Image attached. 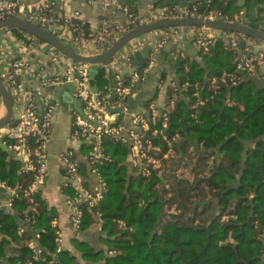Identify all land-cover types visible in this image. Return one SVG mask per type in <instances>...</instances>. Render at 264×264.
Wrapping results in <instances>:
<instances>
[{"label":"trees","instance_id":"1","mask_svg":"<svg viewBox=\"0 0 264 264\" xmlns=\"http://www.w3.org/2000/svg\"><path fill=\"white\" fill-rule=\"evenodd\" d=\"M258 1L248 0L246 11L236 0H212L208 5L202 0L199 5L204 13L221 9L232 18L235 13L246 17L257 13L260 24L262 10L255 12ZM200 56L211 74L220 77L235 69L238 53L219 38L207 51L201 49ZM186 64L181 71L183 81L190 84L186 96L191 103L180 98L168 112L169 133L185 137L182 145H174L179 161L171 157L165 170L144 177L130 169L128 146L104 137V158L96 167L106 190L96 204L82 203L79 229L86 230L99 219L108 251L74 239L85 264H264V89L244 75L238 85H221L214 92L210 84L202 83L206 70L196 62ZM94 81L109 84L104 67L97 70ZM196 83L203 98L209 97L203 105H197L194 97ZM227 95L234 105H225ZM117 100L118 96L111 101ZM164 112L160 111L158 122ZM82 147L92 151L91 145ZM23 165L0 148V181L18 190L13 212L0 206L1 264H81L60 246L52 226L54 213L43 191L25 195L36 171L22 172ZM33 210L36 217L26 222ZM35 234L39 252L31 246Z\"/></svg>","mask_w":264,"mask_h":264},{"label":"built area","instance_id":"2","mask_svg":"<svg viewBox=\"0 0 264 264\" xmlns=\"http://www.w3.org/2000/svg\"><path fill=\"white\" fill-rule=\"evenodd\" d=\"M211 1L206 0V4H210ZM89 2L94 3L95 0H89ZM103 3L105 7L111 6L126 14V21H110L106 18L97 25L92 24L84 17L81 10L70 8V0H0V21L12 18L30 21L57 35L68 46L73 45L79 48L80 51L70 46L84 56L102 53L131 29L158 20L194 17L244 23L241 14H235L232 18L224 14L221 9H211L204 13L199 3L155 8L145 15L134 14L120 0H103ZM161 30L160 38L156 42L157 48L162 47L168 39L189 35L195 39L196 45L205 51L219 38L228 39L233 49L240 47L243 40L248 37L237 32L204 26H178ZM20 33L21 35H18L13 28H2L0 29V40L9 37L23 47L26 46V49L29 44L35 50L37 48L45 50L46 54L35 62L27 58H14L3 75L12 92L14 103L20 109V116L16 126L0 127V138L7 133L5 143L18 157H21L24 163L22 172L36 171L32 185L25 191L28 197L34 195L45 182V162L47 160L45 146L52 129L53 119L52 107L48 104L46 111L41 113L35 101L44 96L43 90L47 87L74 83L76 86L74 95L82 102V112L75 117L74 138L91 143L92 151L89 156L91 171L99 181V186L89 187L74 153L70 151L61 154L60 159L66 168L67 176L74 181V196L70 200L73 211L71 222L79 228L84 218L82 203H87L89 206L96 204L104 197L106 190L105 179L96 167V164L104 158V137L112 136L123 141L129 140V157L135 171L144 177H151L156 172L166 169L168 160L174 152V145L180 139L178 132L169 133L168 131V112L171 111L176 101L174 98L169 100L164 109L166 112L160 117V122H158L160 111L152 104L150 117L134 114L131 116L130 126L126 127L120 121V117L129 112L127 97L131 95L132 87L144 78L148 67L141 71L134 70L128 83L125 79L117 77L114 89L107 86L106 90L93 92L90 84V71L94 64L74 60L35 35L22 30ZM143 35L126 43L110 60L101 65L112 67L118 61H124L127 67L133 69L131 55L148 42ZM253 50L252 44L244 45V52L237 59L235 69L213 78L210 82L211 89L217 92L221 85H238L243 81L244 75L256 76L260 67L264 65V48H260L256 55H253ZM153 59L154 57L151 63ZM26 70L37 79L36 87H29L22 80ZM114 90L118 100L112 102L111 96ZM0 99H2L1 95ZM207 100L208 98H199L198 105L205 104ZM8 139H11V142L8 143ZM33 143H36L37 147H33ZM0 186L9 192L6 206L10 210L13 205V196L18 190L10 187L5 181H0ZM31 201L34 202L33 197ZM35 217L36 212L33 210L25 221L29 222ZM52 225L57 228V221L53 220ZM23 231L21 228L20 232ZM60 234L57 228L58 241Z\"/></svg>","mask_w":264,"mask_h":264},{"label":"crops","instance_id":"3","mask_svg":"<svg viewBox=\"0 0 264 264\" xmlns=\"http://www.w3.org/2000/svg\"><path fill=\"white\" fill-rule=\"evenodd\" d=\"M201 1L202 0H120L122 4L127 5L136 15H145L148 13V11L154 10L155 8L168 7L172 5L183 6L188 4L202 3ZM236 1L244 11L247 10L246 6L248 4V0ZM70 6L72 9L81 10L84 17L90 23L96 25L100 23L102 19L106 18L110 21L120 22H125L127 19V15L123 12L111 6L105 7L103 0H95L94 3L89 2V0H70ZM255 10V12L262 10L263 18L260 24L256 23L257 13L252 14L251 17H246L243 12L235 14H241V19L245 24H247V22L249 24L255 23L258 28H264V0H259L257 2ZM15 30L18 35H21V30ZM161 32L162 30L158 29L143 35V37L147 38L148 42L141 49L134 51V53L131 55L133 69L127 67L124 61H118L116 65L112 67H104L101 65V63H97L91 68V70L95 69L97 71L100 67H104L105 77L110 79L109 84H103L101 86L96 84L94 81L97 90H106L107 86L114 89L116 85L112 86L111 78L113 76L115 77L116 83L117 77L125 79L129 76L130 78L134 70L141 71L146 67L149 68L146 71L144 78L140 80L141 85L139 88L133 90L132 87V93L127 97L129 112L120 117V121L123 122L126 127L130 126L132 115L143 114L146 116V112L151 111L150 106L152 104H154V106L159 111H161V109L163 110L167 107L169 100L174 98L176 103L171 108V111H173L176 108L177 102H180V98L181 100H185L186 103H191L192 99L190 96H186V92H188L190 84L188 81H183L185 73L181 71L182 65L184 63L186 64V61L187 63L196 62L200 65V67L202 66L204 70H206V74L202 82L204 85L207 86V84H210L213 78L218 77L211 74L212 70L209 68V66H205V63L200 56L201 49L196 45L195 39L193 37L189 35L178 38L173 37L168 39L162 47L157 48L156 42L160 38ZM225 40L230 47L229 40ZM247 44L253 45V55H256L258 52L257 46L259 49L264 48V42L258 41L255 38L247 37L243 40L240 47L233 48L234 51H237L238 58L244 52V45ZM149 46L152 49H149V56H145L142 51ZM230 49L232 48L230 47ZM137 52H140L139 56L135 55ZM45 54V50H39L38 48L35 50V48L29 44L27 45L26 49V46L23 47L9 37L7 39L0 40V75L3 77V75L9 69L10 63L14 58H27L31 62H35L37 59L44 57ZM152 57H154V59L151 63ZM238 58H236L234 63ZM141 62H143V64H141ZM188 65L189 64H186L185 66L186 70H189ZM226 72L229 71H225L223 74ZM256 77L260 80L264 79V70L261 67ZM22 80L29 87H36L38 85L37 79L28 70L23 73ZM73 84L74 83L69 82L59 86L47 87L43 90L44 96L35 101L36 107L41 113L46 111L48 104L53 110L52 129L48 142L45 146V151L47 153V160L45 162L46 177L45 182L39 189L43 191L44 199L51 208L52 213H54L52 222L53 220L57 221V228L61 233L58 241L60 246L63 249L71 251V253L77 257V263L79 262L81 264H85L81 252L78 251L72 243L74 239L86 241L93 247L100 248L103 251H108V248L102 240L104 236H107V233L102 231V224L99 219L94 221V223L86 230L75 227L71 222L73 211L70 200L74 196V181L67 176L66 168L60 159L61 154L72 151L81 165V170L87 179L88 186L91 188L99 186L98 177L91 171V164L89 161L91 152H87L86 149L82 147L86 144L91 145V143L87 141H78L74 138V131L76 130L75 117L77 114H80L81 111H79L75 105V101L79 99H77L74 95L76 86ZM256 84L259 89H264V87L260 88L258 83ZM194 88V97L196 98L198 105L197 100H199V98L204 99L202 91L203 89L199 83H196ZM114 97L112 93L111 98ZM207 98L209 99V97ZM224 102L226 106L235 104L230 99L229 95H227V98L224 100ZM5 114L6 109L2 99H0V119L4 117ZM262 138L264 139V137ZM116 139L128 146L129 166L130 169L135 171V167L130 162L129 157L130 141H123L118 138ZM184 140L185 137L181 136L176 144V147L179 144L182 145ZM190 147V149L195 148L194 144H191ZM176 156L175 149L171 157L175 158ZM177 161H179L178 156L176 157V162ZM8 198L9 192L6 188L0 186V200L2 201L0 206L6 209L8 212H13L12 209L9 210L6 206ZM37 235L38 234H35V239L34 242H31V246L35 247L38 250L37 252H39V235ZM112 253L113 252L110 251V254Z\"/></svg>","mask_w":264,"mask_h":264},{"label":"water","instance_id":"4","mask_svg":"<svg viewBox=\"0 0 264 264\" xmlns=\"http://www.w3.org/2000/svg\"><path fill=\"white\" fill-rule=\"evenodd\" d=\"M178 26H204V27H210V28L223 29V30H228V31L244 34L248 37L255 38L258 41L264 42V31L260 30L256 26L255 23L245 24L242 22H229V21H223L220 19H203V18H194V17L176 18V19L158 20V21H154L151 23H147V24L135 27L131 29L130 31L126 32L124 35H122L106 51L96 54V55H92V56H84L74 51L57 35L53 34L52 32L30 21L23 20V19H16V18L0 21V29L8 27V28L19 29V30L28 32L32 35H35L42 41L49 43L62 54L74 60L81 61L84 63H89V64L107 62L126 43H128L129 41L143 34H146L148 32H152L158 29H162V28L178 27ZM149 49H152V48L149 46V47H146L142 51L145 56L149 54ZM257 49L259 50L258 46H257ZM139 54L140 52L135 53L136 56H139ZM141 64H143V62H141ZM261 68L264 70V65L261 66ZM96 73L97 71L95 69H92L90 71V76H91L90 84H91L93 92L97 91V87L95 86V83H94V77ZM111 79H112V86H115L116 85L115 77L113 76ZM253 80L256 83H258L260 88L264 87V79L260 80L255 76L253 77ZM140 85H141V81H138L137 85L133 87V90H136L137 88H139ZM0 95L3 101V104L5 106V109H6L5 116L0 119V127H14L19 122L20 109L18 106L15 105L12 92L1 75H0ZM114 95H115V90L113 91V97ZM75 105H76V108L82 112V102L80 100H77L75 101ZM146 116L150 117V111L146 112ZM6 138H7V133H5L4 136L0 138V148L8 152L9 156L14 157L15 159L21 160V157H18L13 150L8 148V146L5 143Z\"/></svg>","mask_w":264,"mask_h":264},{"label":"rangeland","instance_id":"5","mask_svg":"<svg viewBox=\"0 0 264 264\" xmlns=\"http://www.w3.org/2000/svg\"><path fill=\"white\" fill-rule=\"evenodd\" d=\"M73 49H75V50H78V51H80V49L79 48H76L75 46H73V45H70ZM184 174V173H183Z\"/></svg>","mask_w":264,"mask_h":264}]
</instances>
